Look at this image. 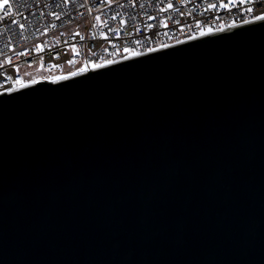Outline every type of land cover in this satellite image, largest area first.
<instances>
[{
  "label": "water",
  "instance_id": "obj_1",
  "mask_svg": "<svg viewBox=\"0 0 264 264\" xmlns=\"http://www.w3.org/2000/svg\"><path fill=\"white\" fill-rule=\"evenodd\" d=\"M0 264H264V19L0 93Z\"/></svg>",
  "mask_w": 264,
  "mask_h": 264
},
{
  "label": "built area",
  "instance_id": "obj_2",
  "mask_svg": "<svg viewBox=\"0 0 264 264\" xmlns=\"http://www.w3.org/2000/svg\"><path fill=\"white\" fill-rule=\"evenodd\" d=\"M5 3L12 8L4 17L0 7V93L264 17V0H0Z\"/></svg>",
  "mask_w": 264,
  "mask_h": 264
},
{
  "label": "snow or ice",
  "instance_id": "obj_3",
  "mask_svg": "<svg viewBox=\"0 0 264 264\" xmlns=\"http://www.w3.org/2000/svg\"><path fill=\"white\" fill-rule=\"evenodd\" d=\"M222 6H223V7H227V5H222ZM0 7L3 8V15H4V17H10V16H11V8H12V5H11V4L5 3V4H3V5H0ZM169 7H172V5L169 4ZM210 7H214V6H213V5H210ZM246 11H252V9L249 8V9H246ZM17 14H19V13H17ZM97 19H99V17H97ZM255 19H257V20H259V19H264V17L257 16V17H255ZM11 23H12V24H16L17 21H16L15 19H12V20H11ZM19 26H20L21 28L24 27L23 24H20ZM201 34H203V32H202ZM38 50H39V49H38ZM152 50H153V49H149V51H152ZM72 51L75 53V47H74V46L72 47ZM124 51H125V52H128L129 49H128V48H125ZM135 54H136V53H133V55H135ZM58 57H59V54H57V56L54 57V59H57ZM9 63H10V61H9ZM68 63H72V61H68ZM108 63H111V61H108ZM52 66H53V67H56V65H52ZM99 66H100V65H96V67H99ZM80 71H84V69L81 68ZM71 75H76V73H71ZM63 78H64V77H56L55 79H63ZM33 82H35V81H33Z\"/></svg>",
  "mask_w": 264,
  "mask_h": 264
},
{
  "label": "rangeland",
  "instance_id": "obj_4",
  "mask_svg": "<svg viewBox=\"0 0 264 264\" xmlns=\"http://www.w3.org/2000/svg\"><path fill=\"white\" fill-rule=\"evenodd\" d=\"M24 69L27 70V68H24ZM28 81H29V83L32 82L31 80H28Z\"/></svg>",
  "mask_w": 264,
  "mask_h": 264
}]
</instances>
